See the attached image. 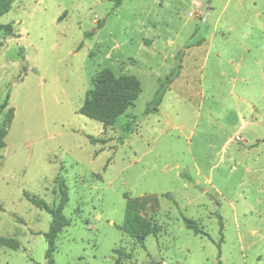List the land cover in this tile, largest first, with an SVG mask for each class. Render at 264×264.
I'll use <instances>...</instances> for the list:
<instances>
[{
	"label": "rangeland",
	"instance_id": "obj_1",
	"mask_svg": "<svg viewBox=\"0 0 264 264\" xmlns=\"http://www.w3.org/2000/svg\"><path fill=\"white\" fill-rule=\"evenodd\" d=\"M7 24L0 264L46 263L51 217L23 192L57 206L60 178L54 264H264V0H14ZM105 70L140 94L103 128L78 109ZM128 204L156 227L142 247L117 228Z\"/></svg>",
	"mask_w": 264,
	"mask_h": 264
},
{
	"label": "trees",
	"instance_id": "obj_2",
	"mask_svg": "<svg viewBox=\"0 0 264 264\" xmlns=\"http://www.w3.org/2000/svg\"><path fill=\"white\" fill-rule=\"evenodd\" d=\"M13 1L14 0H0V16L10 11ZM97 27L99 28L100 26L97 24ZM0 31L12 35L10 24L0 25ZM87 36H90V34H87ZM202 42L203 40L199 39L195 44L190 45L200 46ZM188 47L189 46H185L176 53L174 57L175 65L171 72L165 75L163 79L156 77L158 89L152 100L146 103L143 112L144 115L153 114L157 111L169 86L180 74L181 60ZM24 72H26L25 67L22 68V73ZM139 94L140 85L134 76L121 75L119 77H114L111 72L105 70L99 73L92 81L91 89L85 92L82 105L78 109V114L100 123L103 128L111 127L121 115L134 106ZM5 105L4 103V106ZM3 137L4 134L0 130V148L2 147ZM88 140L93 145L104 143V140H98L93 137H88ZM184 177L186 176L184 175ZM58 189L60 199L57 206H49L37 196L23 192L24 198L31 205L39 210L45 211L51 217L49 228L47 232L43 234L47 244L45 264H54L52 255L55 252V239L61 230L68 226V220L62 214V210L68 202L67 189L61 178L58 180ZM182 223L193 235H206L194 220L183 218ZM117 228L121 233L134 240L141 247L144 244L145 238L154 235L156 232L155 225H153L149 219L142 216L133 204H128L125 207L123 222ZM221 228L222 227H220V231Z\"/></svg>",
	"mask_w": 264,
	"mask_h": 264
},
{
	"label": "crops",
	"instance_id": "obj_3",
	"mask_svg": "<svg viewBox=\"0 0 264 264\" xmlns=\"http://www.w3.org/2000/svg\"><path fill=\"white\" fill-rule=\"evenodd\" d=\"M260 142L263 144L264 140H263V142L262 141H260Z\"/></svg>",
	"mask_w": 264,
	"mask_h": 264
}]
</instances>
